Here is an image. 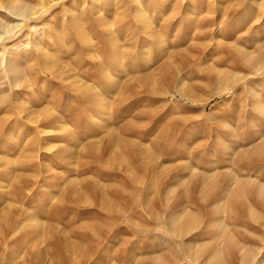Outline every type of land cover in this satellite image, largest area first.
<instances>
[{
	"label": "rangeland",
	"instance_id": "374dc122",
	"mask_svg": "<svg viewBox=\"0 0 264 264\" xmlns=\"http://www.w3.org/2000/svg\"><path fill=\"white\" fill-rule=\"evenodd\" d=\"M39 3L0 0V264H264V0Z\"/></svg>",
	"mask_w": 264,
	"mask_h": 264
},
{
	"label": "bare ground",
	"instance_id": "6f19581e",
	"mask_svg": "<svg viewBox=\"0 0 264 264\" xmlns=\"http://www.w3.org/2000/svg\"><path fill=\"white\" fill-rule=\"evenodd\" d=\"M50 2H53V0H40V6L38 8V10H35V9H29V8H21L19 9L18 12L19 14H15L14 13V16L17 17V18H20V20H26L28 18H33V17H36L37 15H39L42 10L47 6V4H49ZM17 8V7H16ZM46 9V8H45ZM12 12H14V9L11 10ZM16 27H20L19 26H16Z\"/></svg>",
	"mask_w": 264,
	"mask_h": 264
}]
</instances>
